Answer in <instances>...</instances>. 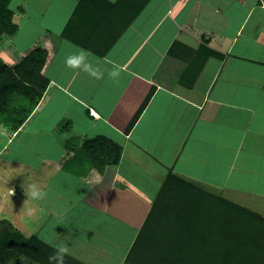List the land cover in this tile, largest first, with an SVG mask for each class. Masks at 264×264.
Instances as JSON below:
<instances>
[{
	"label": "crops",
	"instance_id": "obj_1",
	"mask_svg": "<svg viewBox=\"0 0 264 264\" xmlns=\"http://www.w3.org/2000/svg\"><path fill=\"white\" fill-rule=\"evenodd\" d=\"M109 1L118 2L119 17L126 4L138 10L100 53L109 38L103 16L83 10L72 36L62 33L78 0H13L18 31L3 49L9 44L25 57L41 47L45 54L39 76H22L32 80L34 95L25 89L6 95L0 152L10 137L48 129L62 155L45 160L49 174L38 185L54 194L30 199L40 225L34 235L53 249L67 244L68 256L82 264H123L169 173L264 216V0ZM33 2L40 6L31 8L32 20ZM42 8L59 10L46 15ZM66 42L90 50L103 79L67 69L73 49ZM201 44L223 57L198 54ZM108 61L121 66L117 79L108 76ZM96 137L120 148L116 164L90 163L87 147ZM7 264L40 263L15 256Z\"/></svg>",
	"mask_w": 264,
	"mask_h": 264
},
{
	"label": "trees",
	"instance_id": "obj_2",
	"mask_svg": "<svg viewBox=\"0 0 264 264\" xmlns=\"http://www.w3.org/2000/svg\"><path fill=\"white\" fill-rule=\"evenodd\" d=\"M92 1L78 0L62 33L66 37L72 36L71 31L77 30L82 11L86 14L89 9L108 22L106 31L109 38L102 49L98 50L104 53L114 40V31L127 27L128 20L138 10V6H134V2L132 5L126 4L128 6H124L125 12L119 17L113 11L119 9L116 7L118 2L98 0L100 4L96 6ZM16 6L17 3L14 4L13 0H0V43L8 41L18 31V26L13 22ZM206 50L205 55L223 57V54L205 49L202 44L198 54L205 53ZM43 51V48L36 47L17 66L28 79L39 76L40 67L44 64ZM6 79L12 80L9 75ZM149 96L150 94L134 115L129 128L139 117ZM6 100V95L0 94L1 114H4L1 110L5 107ZM6 122L8 125L12 124L7 118ZM103 140L105 142H102V137H96L87 147L90 149V163L96 167L116 164L120 157V148L114 149L112 141ZM96 143L105 146L100 145L99 151L94 146ZM81 148L85 149L84 146ZM84 173L77 172L79 175ZM53 252L54 249L40 238L35 235L26 237L10 221L0 219V264H7L15 256L49 264L48 258ZM65 260L66 264H82L69 256ZM123 264H264V216L169 173Z\"/></svg>",
	"mask_w": 264,
	"mask_h": 264
},
{
	"label": "rangeland",
	"instance_id": "obj_3",
	"mask_svg": "<svg viewBox=\"0 0 264 264\" xmlns=\"http://www.w3.org/2000/svg\"><path fill=\"white\" fill-rule=\"evenodd\" d=\"M32 6L33 7L30 5V8L28 7L27 10L29 12L31 11L30 13L33 15V20L35 14L31 8L36 10L40 5L37 4V2H33ZM69 8L70 5L64 7L62 17L65 16L66 18ZM42 10L44 14L51 15L54 11L59 9L42 8ZM40 20L43 21L42 18H40ZM55 20L57 23H60L59 19ZM55 20L52 22L55 23ZM42 23H44V21ZM34 29L38 32L36 27H34ZM21 33L23 36L24 34L26 35L24 37L25 40L30 39V32L28 33L26 31V33H24V30H22ZM9 41L10 40L6 42ZM3 43H0V87L5 84L6 86H9L7 93L5 88V95L7 96L9 93L22 92L24 89L27 90L26 93L30 92L29 95L33 96L35 89L34 84L30 83L32 80H25V77H22L25 73L19 71L17 68L24 58L23 54L9 46V44L7 45V48L3 49ZM25 51L28 52L27 49ZM27 55H30V52ZM8 75L15 80L14 82L16 83H14V86L12 84L9 85L8 82L4 83ZM52 94L53 91H50L49 97L53 96ZM48 102L49 100H45L46 106ZM32 121L34 125V120ZM103 124L105 126L106 124L109 125L108 123ZM47 130L48 129H45V132H37L38 135L32 134L33 132L31 130V136L24 135L22 132L19 136L10 137L9 141L11 142L9 143V147H6L0 152V219H7L10 221L13 226L21 231L26 237H30L40 231V225L38 226V222H36L38 218L36 219L33 217V214H28V209L34 208L30 202V198H27L26 196L28 186L33 183L41 185L46 182L45 180L48 176H46V174H49V169L44 171L45 160H50L51 157L56 156L57 154H59L60 158L62 157L60 153L61 151L56 153V149L51 147V137L47 133ZM5 139L6 138L0 137V143ZM133 139H131V141ZM8 188H13L14 195L11 197L8 195ZM41 188L45 190L46 185L44 188ZM46 192L48 193L46 197H50V193L54 194L51 186L47 187ZM78 193L79 192L74 195H77ZM20 195H25V200H27V202L21 200L19 198ZM19 210L24 212V214L21 215ZM15 217L20 221L17 222ZM44 237L46 238L45 234ZM84 249L91 254L92 249L90 247H84Z\"/></svg>",
	"mask_w": 264,
	"mask_h": 264
},
{
	"label": "clouds",
	"instance_id": "obj_4",
	"mask_svg": "<svg viewBox=\"0 0 264 264\" xmlns=\"http://www.w3.org/2000/svg\"><path fill=\"white\" fill-rule=\"evenodd\" d=\"M70 49H73L64 60L65 67L71 70L74 75H79L80 73H85L89 77L95 80L103 79L105 71L98 64H93L90 58L93 57V53L90 50L80 48L76 45L71 44V42H66ZM112 64V69L108 71V76L112 79H117L120 76L121 66L108 61ZM8 195L11 197L14 195L13 190L8 189ZM27 198L32 201H42L46 198L47 192L44 191L40 186L33 183L28 186L26 193ZM36 209H28V214H33ZM70 255V249L67 244L61 243L55 246L54 252L49 256V264H66L65 258Z\"/></svg>",
	"mask_w": 264,
	"mask_h": 264
}]
</instances>
